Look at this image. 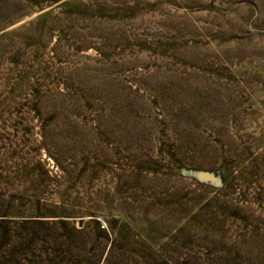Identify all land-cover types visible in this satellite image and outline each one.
Here are the masks:
<instances>
[{"label":"rangeland","instance_id":"1","mask_svg":"<svg viewBox=\"0 0 264 264\" xmlns=\"http://www.w3.org/2000/svg\"><path fill=\"white\" fill-rule=\"evenodd\" d=\"M0 264H264V0H0Z\"/></svg>","mask_w":264,"mask_h":264}]
</instances>
